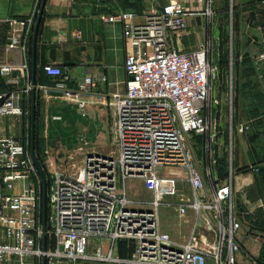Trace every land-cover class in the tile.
Listing matches in <instances>:
<instances>
[{
    "label": "built area",
    "instance_id": "built-area-1",
    "mask_svg": "<svg viewBox=\"0 0 264 264\" xmlns=\"http://www.w3.org/2000/svg\"><path fill=\"white\" fill-rule=\"evenodd\" d=\"M212 1H170L148 12L143 21L134 12L102 15L104 21L122 25L127 47V91L109 100L117 147L112 154H87L76 175L51 176L47 250L43 249V180L31 155V134L0 135V229L5 231L0 264H43L44 257L47 264H239L242 246L237 236L243 225L233 182L220 183L212 194L204 192L205 178L219 162L214 157L219 133L211 129L207 115L212 43L203 41L189 51L176 46L189 18L205 15L203 7L209 12ZM41 3L37 1L31 15L9 20L19 28L8 48L29 49ZM76 36L82 37V31ZM261 61L264 52L256 58L257 64ZM15 68L9 62L0 63V77L9 78ZM21 68L29 81L22 88L0 93V117L27 113L23 101L33 85L28 63ZM44 70L68 97L78 99L77 93L66 89L65 68L47 64ZM97 85L88 77L82 88ZM194 134L205 138V160L212 161L206 173L191 162L187 138ZM165 167L183 168L192 187V200L176 204L179 215L186 217L191 209L197 215L187 243L175 241L162 230L157 209L133 207L128 198L129 179L153 184L159 195L163 178L158 172ZM262 169L252 167L254 172ZM93 239L109 245L101 244L91 252ZM120 242L131 249L127 257L117 254Z\"/></svg>",
    "mask_w": 264,
    "mask_h": 264
},
{
    "label": "crops",
    "instance_id": "crops-1",
    "mask_svg": "<svg viewBox=\"0 0 264 264\" xmlns=\"http://www.w3.org/2000/svg\"><path fill=\"white\" fill-rule=\"evenodd\" d=\"M37 1L0 0V63L9 62L17 67L9 78L1 77L3 87H0V93L22 88L29 81L23 75V63L30 66L32 82L33 38L27 51L19 46L8 48L10 38L18 33L19 28L11 26L9 20L31 15ZM170 1L174 0H48L37 45V119H80L85 132L105 140L114 125L109 100L113 94L126 93L128 74L123 27L104 21L102 15L134 12L138 14V21H143L148 12L162 9ZM175 1L189 4V0ZM238 7L242 17L235 39L236 119L229 129L231 138L236 134L237 154L228 151L225 137L219 134L214 157L219 162L221 160L222 165L221 168L219 162L212 165L211 176L205 178L204 192L212 194L217 185L232 180L236 211L243 225L237 236L242 246V251L237 254L239 264H264V169L261 172L252 170V167L264 166V61L256 63V58L264 52V0H238ZM202 16L189 18L188 29L177 39L178 49L193 50L203 41H210L213 49L221 44L215 23L208 27ZM78 30L82 31V37L76 36ZM47 64L65 68L66 89L77 93L78 99L68 97L65 90L56 86L57 79L44 70ZM88 77L95 79L98 85L84 90L82 85ZM24 102L25 115L0 117L1 136L31 133L32 92L25 96ZM205 162L209 169L212 161ZM186 178L187 173L183 178L176 177V182L187 183L191 194L160 200V205L159 195L155 192L153 198L147 200L130 198L128 193L133 207L157 209L159 215L161 207H171L179 224L165 232L179 243L190 240L197 218L192 209L186 217L176 211V204L193 198L191 184ZM142 183L147 185L144 181ZM161 228L163 230L162 223ZM4 241L5 231L0 229V242ZM101 244L108 247V242L93 239L91 248L96 249Z\"/></svg>",
    "mask_w": 264,
    "mask_h": 264
},
{
    "label": "rangeland",
    "instance_id": "rangeland-1",
    "mask_svg": "<svg viewBox=\"0 0 264 264\" xmlns=\"http://www.w3.org/2000/svg\"><path fill=\"white\" fill-rule=\"evenodd\" d=\"M212 6L206 11L203 7V21L211 28L215 23V31L221 37V44L212 48L211 63V85L212 91L209 99L208 119L211 129L225 137L227 149L231 154H237L236 134L231 138L229 129L236 119V30L241 20L242 12L238 7V0H213ZM201 23V22H200ZM76 109L79 110L78 105ZM80 119H38L37 121V143L39 150L37 155L46 166L45 171L51 177L57 173L76 175L84 165L88 152H100L112 154L116 150V139L113 125L110 135L105 140L94 138L85 132V127L80 125ZM48 127L45 129V127ZM47 130L49 131L48 134ZM31 131V124L29 127ZM187 149L191 156L193 165L206 173L205 162V138L192 135L187 138ZM186 171L180 167H165L158 172L163 178L159 184V198L166 201L173 196L189 195L190 188L187 183L169 182L165 180L171 177H185ZM129 197L133 199H151L156 189L153 184L146 186L140 179H129L127 181ZM152 191V192H151ZM160 219L163 230L178 227V218L171 207L160 208ZM125 243V242H124ZM97 245V243L95 244ZM109 245V244H108ZM94 249V248H93ZM90 248L91 251H93ZM95 250V249H94ZM96 264V263H85Z\"/></svg>",
    "mask_w": 264,
    "mask_h": 264
},
{
    "label": "water",
    "instance_id": "water-1",
    "mask_svg": "<svg viewBox=\"0 0 264 264\" xmlns=\"http://www.w3.org/2000/svg\"><path fill=\"white\" fill-rule=\"evenodd\" d=\"M48 0H42L39 15L36 21L34 35H33V76H32V116H31V155L33 161L37 167V170L43 180V225H44V241H43V249L47 250V237H48V177L47 174L37 156L36 153V139H37V45L39 38V31L41 27V23L44 17L45 9L47 6ZM88 155H92L91 152ZM43 264H47V258L44 257Z\"/></svg>",
    "mask_w": 264,
    "mask_h": 264
},
{
    "label": "trees",
    "instance_id": "trees-1",
    "mask_svg": "<svg viewBox=\"0 0 264 264\" xmlns=\"http://www.w3.org/2000/svg\"><path fill=\"white\" fill-rule=\"evenodd\" d=\"M0 87H3V81L1 80V77H0ZM24 101H23V106H24ZM26 108V107H25ZM27 110V109H26ZM207 113H208V110H207ZM37 121H38V119H37ZM31 134V133H30ZM199 136V135H198ZM199 137H201V138H203L202 136H199ZM39 145H38V143H37V139H36V153H38V150H39ZM38 156V155H37ZM38 158H39V156H38ZM40 160V159H39ZM40 162H42V160H40ZM42 164V163H41ZM221 160H220V162H219V165H218V167L219 168H221ZM42 166H43V168L45 167L46 168V166H44V164H42ZM45 168H44V170H45ZM45 172H47V171H45ZM47 174V173H46ZM47 177H48V181H49V183H48V186H49V190H50V185H51V177L47 174ZM119 249H120V253H119V255L121 256V257H127L129 254H130V252H131V249H128L127 248V243L125 242H120L119 243Z\"/></svg>",
    "mask_w": 264,
    "mask_h": 264
}]
</instances>
